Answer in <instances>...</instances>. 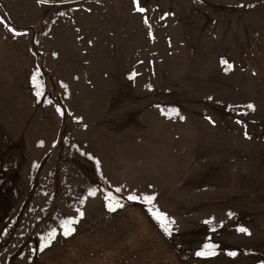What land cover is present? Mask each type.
Returning <instances> with one entry per match:
<instances>
[{"label": "rangeland", "instance_id": "rangeland-1", "mask_svg": "<svg viewBox=\"0 0 264 264\" xmlns=\"http://www.w3.org/2000/svg\"><path fill=\"white\" fill-rule=\"evenodd\" d=\"M64 252L264 264V0H0V264Z\"/></svg>", "mask_w": 264, "mask_h": 264}, {"label": "snow or ice", "instance_id": "snow-or-ice-1", "mask_svg": "<svg viewBox=\"0 0 264 264\" xmlns=\"http://www.w3.org/2000/svg\"><path fill=\"white\" fill-rule=\"evenodd\" d=\"M38 2H39V0H38ZM135 2H137V5H138V0H135ZM139 11L143 12V11H145V9L144 8H139ZM10 31H14V30L13 29H10ZM223 63H227V62L226 61H223ZM34 79H35V77H34ZM247 107L248 108H254V106L252 104L247 105ZM176 111L178 113V110H176ZM181 119H183V117H181ZM117 191H119V189H117ZM90 195H95V191H92L90 193ZM108 199H111V198L108 197ZM128 199L129 200H137L138 197L136 195H130L128 197ZM153 199H154V197H152V196H145L144 197V200H145L146 203H151ZM116 206H122V205H119L117 203ZM109 209L110 210H115V208L113 207V205L111 203L109 204ZM80 215L82 216L83 213L81 212ZM153 215L161 223V226L164 228L165 232H168L169 231V228L167 226L168 218H167L166 214L165 213H161L158 210H153ZM208 222H210V221H206V223H208ZM74 223H76V221L73 218H69L68 220H65L62 223L61 227L64 229V235H69V234H71V232L75 231L74 227H72V225ZM239 231L245 232V233L248 232V230L246 228H244V227H241L239 229ZM55 234H56V232H55V230H53V232L48 237V242L49 243H50L51 239H53L55 237ZM45 246H47V244H45ZM204 248L206 250H208V251H201V252H197L196 254L198 256H202V255H214L215 254V252L212 251L215 248V245H213V244H205ZM229 255L235 256L236 253L235 252H231V253H229Z\"/></svg>", "mask_w": 264, "mask_h": 264}, {"label": "crops", "instance_id": "crops-1", "mask_svg": "<svg viewBox=\"0 0 264 264\" xmlns=\"http://www.w3.org/2000/svg\"><path fill=\"white\" fill-rule=\"evenodd\" d=\"M147 224H150L149 220L146 218L144 220ZM152 226H148L147 228H151ZM146 233L148 234H151L152 232H154L156 235H159V232L158 230L155 228V227H152V229H149V230H145ZM87 243V242H86ZM114 256H116V254H113ZM68 257H69V254L64 252L62 255H61V258H60V261L62 262V264H74L73 262H71L70 260H68ZM72 257H74V255H72ZM101 263L99 264H103L104 262L103 261H100ZM109 263V262H108ZM81 264H84V263H81ZM110 264V263H109ZM149 264H153V263H149Z\"/></svg>", "mask_w": 264, "mask_h": 264}, {"label": "trees", "instance_id": "trees-1", "mask_svg": "<svg viewBox=\"0 0 264 264\" xmlns=\"http://www.w3.org/2000/svg\"><path fill=\"white\" fill-rule=\"evenodd\" d=\"M46 160H47V158H45L44 157V159L41 161V164H40V166H42V164H43V162L45 161L46 162ZM91 170L90 169H83V172L86 174V175H88L89 173H91L90 172ZM88 177V179H89V181H90V183H91V186H94V187H97L98 185H96L95 184V181H94V178H91V177H89V176H87ZM103 187H105L106 189H108V186H107V184L104 182L103 183V185H102ZM90 187V186H89ZM111 192V189L108 191V193H110ZM26 203V202H25ZM21 216V213L19 214V217ZM0 255H1V253H0Z\"/></svg>", "mask_w": 264, "mask_h": 264}]
</instances>
